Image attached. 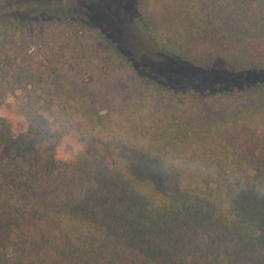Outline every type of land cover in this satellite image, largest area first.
<instances>
[{"label":"trees","instance_id":"16d2710c","mask_svg":"<svg viewBox=\"0 0 264 264\" xmlns=\"http://www.w3.org/2000/svg\"><path fill=\"white\" fill-rule=\"evenodd\" d=\"M133 6L167 57L264 72V0ZM0 264H264V81L178 92L87 18L7 9Z\"/></svg>","mask_w":264,"mask_h":264},{"label":"rangeland","instance_id":"374dc122","mask_svg":"<svg viewBox=\"0 0 264 264\" xmlns=\"http://www.w3.org/2000/svg\"><path fill=\"white\" fill-rule=\"evenodd\" d=\"M14 7L15 10L23 12L58 10L62 14L91 20L102 27L139 67L162 77L178 92L192 89L211 91V93L225 89L243 91L246 87L264 81V72L240 71L224 60L218 59L207 69L202 70L169 58L152 48L140 36L136 22L138 15L133 0H41ZM14 7L0 5V16L6 13L7 9L13 10ZM211 95H204L206 97L204 100L207 101L208 97H212ZM16 120L22 123L23 118L17 117ZM81 148L82 145L72 136L66 138L63 144L66 155Z\"/></svg>","mask_w":264,"mask_h":264}]
</instances>
